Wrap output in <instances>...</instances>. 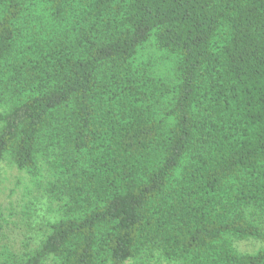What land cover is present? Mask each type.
Returning <instances> with one entry per match:
<instances>
[{"label":"trees","instance_id":"trees-1","mask_svg":"<svg viewBox=\"0 0 264 264\" xmlns=\"http://www.w3.org/2000/svg\"><path fill=\"white\" fill-rule=\"evenodd\" d=\"M2 162L0 264H264V0H0Z\"/></svg>","mask_w":264,"mask_h":264},{"label":"rangeland","instance_id":"rangeland-1","mask_svg":"<svg viewBox=\"0 0 264 264\" xmlns=\"http://www.w3.org/2000/svg\"><path fill=\"white\" fill-rule=\"evenodd\" d=\"M27 182L22 172L7 162L0 164V259L7 254L20 253L35 246L39 231L45 223L41 204L29 206ZM34 203V199H31ZM262 244L242 242L240 249L252 251Z\"/></svg>","mask_w":264,"mask_h":264}]
</instances>
